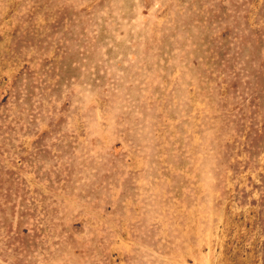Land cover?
I'll return each instance as SVG.
<instances>
[{"label":"rangeland","instance_id":"374dc122","mask_svg":"<svg viewBox=\"0 0 264 264\" xmlns=\"http://www.w3.org/2000/svg\"><path fill=\"white\" fill-rule=\"evenodd\" d=\"M0 264H264V0H0Z\"/></svg>","mask_w":264,"mask_h":264}]
</instances>
